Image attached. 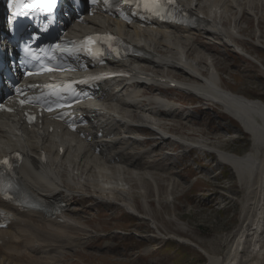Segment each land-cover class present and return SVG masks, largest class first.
<instances>
[{
  "label": "bare ground",
  "instance_id": "bare-ground-1",
  "mask_svg": "<svg viewBox=\"0 0 264 264\" xmlns=\"http://www.w3.org/2000/svg\"><path fill=\"white\" fill-rule=\"evenodd\" d=\"M181 2L196 18L193 28L177 25L143 28L140 23L127 25L105 13H97L88 17L84 24L70 28V34L79 35L90 29L101 31L109 26L144 54L117 66L129 67L145 78L136 75L130 81L116 80L102 87V101L80 105L81 112L93 119L91 126L85 128L88 136L92 137L89 144L85 145L66 133L63 136L50 134L51 127L58 125L51 124L48 117H45L48 123L46 131L42 132L19 129L13 118L0 122V157L13 151L24 154L25 163L18 169V182L46 210L43 213L21 212L9 207L16 213L17 219L9 230L0 231V264H46L47 261L51 264L54 260L52 255L59 250L68 246H71L70 249L73 246L76 249L85 247L86 239L92 236V232L77 216L80 208L84 209L87 197L96 203L120 206L135 216L150 219L149 185H153L151 190L155 194L157 208L162 205L163 187L158 175L151 170H159L157 172L170 177L167 203L172 202V190L177 181L171 172L166 173L167 166L162 160H152L155 150H159L163 143L214 153L218 163L233 169L238 184L246 190L247 196L252 193L257 176L258 187L262 189L264 157L261 160L259 156L264 155V102L223 88L217 59L212 57V53H207L197 37L216 38L235 48L236 42L244 37L239 26L242 14L248 13L259 19L261 6L257 8L254 4L264 0H248L247 6L241 0ZM228 22L229 27L226 26ZM259 37L257 44L264 46ZM183 44L187 47L183 48ZM154 70H161L163 74H156ZM169 72L178 77L181 73L191 79L173 78L167 75ZM153 77L158 78L160 83ZM171 84L177 90L220 105L223 112L235 119L250 135L251 151L238 156L223 152L210 143L189 141L169 132L164 127L168 124L165 123L167 118L175 122L191 118L190 114L184 113L181 105L165 96ZM149 89H154V92H149ZM98 132H102L103 136L98 137ZM140 132H150L151 136L142 137ZM151 142L152 146L148 147ZM60 147L65 149L63 156L59 154ZM44 152L48 153V165L39 162ZM28 162L34 163L38 170H31ZM151 162L157 168L144 166ZM134 188L145 190L139 194L143 212L134 203ZM47 210H54L53 214L48 216ZM252 213L253 216H249L238 230L225 258L210 256V264H264V207ZM172 221L179 224L176 218ZM151 225L155 228L159 224L153 220ZM179 229H184L181 224ZM160 236L163 237L158 230Z\"/></svg>",
  "mask_w": 264,
  "mask_h": 264
},
{
  "label": "rangeland",
  "instance_id": "rangeland-1",
  "mask_svg": "<svg viewBox=\"0 0 264 264\" xmlns=\"http://www.w3.org/2000/svg\"><path fill=\"white\" fill-rule=\"evenodd\" d=\"M241 1L247 6L248 0ZM263 5L264 2L254 4L261 6L257 7L259 19L248 13L242 14L243 21L239 26L244 37L236 42L235 48L216 38L197 37L207 53H212V57L217 59L221 86L234 94L262 102L264 46L257 44V38L260 35L259 41L264 45ZM226 26L229 27V22ZM186 47L187 44H183V48ZM144 69L149 72L147 67ZM154 72L163 74L161 70ZM167 75L180 80L191 79L181 73L179 77L172 72ZM149 92H154V89H149ZM168 92L165 96L181 105L185 114L191 115L190 119L181 122L167 118L165 123L168 124L164 127L169 132L189 141L210 143L223 152L238 156L251 151L250 135L235 119L224 113L220 105L182 92ZM230 119L236 123H231ZM146 134L151 136L150 132ZM161 146L155 150L152 160H162L167 166L166 173L171 172L177 180L172 190V202L167 203L169 197L166 194L170 177L157 172L159 170H151V173L158 175L163 185L162 205L156 207L155 194L151 190L153 185H149L150 219L135 216L120 206L96 203L90 197L85 198L84 209L80 208L77 217L91 229L92 236L86 239L85 247L76 249L73 246L70 249L71 246H68L54 253L51 264H210V256L225 258L243 223L253 216L252 212L264 207V178L263 190L258 187V176L255 178L249 200L246 190L238 184L233 169L218 163L214 153L196 148L186 150L170 142ZM263 157L261 154L259 159ZM144 166L152 168L155 164L151 162ZM134 189V203L143 212L139 194L145 190ZM174 218L183 226V230L179 229L176 221H172ZM153 220L159 224L155 228L151 225ZM158 230L164 238L158 237ZM146 249L150 251L146 252Z\"/></svg>",
  "mask_w": 264,
  "mask_h": 264
},
{
  "label": "snow or ice",
  "instance_id": "snow-or-ice-1",
  "mask_svg": "<svg viewBox=\"0 0 264 264\" xmlns=\"http://www.w3.org/2000/svg\"><path fill=\"white\" fill-rule=\"evenodd\" d=\"M51 2L55 3V0H51ZM106 2H107V0H106ZM169 2H171V0H169ZM5 163H7V162L5 161Z\"/></svg>",
  "mask_w": 264,
  "mask_h": 264
},
{
  "label": "trees",
  "instance_id": "trees-1",
  "mask_svg": "<svg viewBox=\"0 0 264 264\" xmlns=\"http://www.w3.org/2000/svg\"><path fill=\"white\" fill-rule=\"evenodd\" d=\"M232 122H234V121L231 120V123H232ZM235 123H236V122H235Z\"/></svg>",
  "mask_w": 264,
  "mask_h": 264
}]
</instances>
